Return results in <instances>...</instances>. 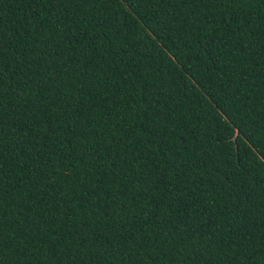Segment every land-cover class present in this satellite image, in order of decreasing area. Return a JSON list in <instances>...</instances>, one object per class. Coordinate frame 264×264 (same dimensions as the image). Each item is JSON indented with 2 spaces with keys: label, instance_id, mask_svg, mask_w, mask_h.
Masks as SVG:
<instances>
[{
  "label": "trees",
  "instance_id": "16d2710c",
  "mask_svg": "<svg viewBox=\"0 0 264 264\" xmlns=\"http://www.w3.org/2000/svg\"><path fill=\"white\" fill-rule=\"evenodd\" d=\"M0 264H264V0H0Z\"/></svg>",
  "mask_w": 264,
  "mask_h": 264
}]
</instances>
